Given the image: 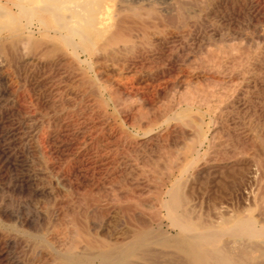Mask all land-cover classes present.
<instances>
[{
	"label": "rangeland",
	"instance_id": "obj_1",
	"mask_svg": "<svg viewBox=\"0 0 264 264\" xmlns=\"http://www.w3.org/2000/svg\"><path fill=\"white\" fill-rule=\"evenodd\" d=\"M245 7L246 4H243L241 0H229V3L224 7L214 8L210 12L206 10L201 13L199 11H180L176 15L178 21L176 24L178 25H175L177 28L169 26L158 35H164L169 39L171 35L169 32H175L174 44L178 45L181 41L182 44H185L184 56L179 54V57L183 56L182 58H187V60L175 62L177 64L175 76L178 80L182 78L189 81L190 91L198 98L203 97L205 102L193 107H186L184 103H181L175 109L174 120L165 122V118H161L153 127L168 128V126L171 127L175 123L181 122L180 124L189 129L187 135L184 136L181 133L179 135L177 131H171V134L163 135L159 140L154 141L151 147H142L135 151L126 150L123 152L121 148L116 149L113 146L110 155L108 154L112 155V158L107 156L116 163L113 162L114 165L112 163L107 170L99 172L100 168L93 170L88 167L90 158L99 159L97 155L100 149L106 150V143L96 141L98 134L89 130L87 124L81 123L68 127L66 132H59L58 141L55 144L57 153L53 155L57 158L52 157L51 161L56 165H61L68 178L72 182L74 181L73 183L78 189L77 192L90 195L89 198L94 200L95 212L88 206L87 198L81 197L78 193L77 195L69 185L56 186L55 179H51L53 177L48 174V169L41 165V156L38 152L36 155L34 151L26 154V160L22 163L21 158L14 154L15 148L10 144L11 141L5 134V130L16 127L21 121L18 111L19 104H22L30 115L28 117L30 129L24 131L25 143L28 140L27 136L32 133L44 134L47 121L61 116L65 112L64 110L77 111L81 105H89L91 98L85 90L84 93H76V98L71 94L66 95L73 101L68 107L39 111L33 102L34 92L22 79L24 71L14 65L6 68L8 88L11 92L13 91V94L12 96L0 94V178L3 181L11 179L14 182L17 177L29 175L38 180V191L41 190L34 194L31 193L28 186H24L21 192L0 191V203L8 204L11 208L16 207L18 203L20 207H23H21L23 213L39 212L46 220L43 222L44 225H38L37 228L35 226V231H29L31 236L23 246L13 249V256L19 260L20 264L42 263L43 260L38 256L32 258L33 249L39 248V244H42L36 238L41 234V230L52 234L60 233L65 228L83 232L87 230L85 224H89L88 221L92 216L97 217V219L94 218V221L97 232H99L97 236L93 237L87 230L88 233L85 235L87 240L93 241L97 245L103 241L106 248L117 250L126 248L131 239H122L127 238L124 236V230L128 226L126 214H123L125 205L133 206L136 223L148 225L150 241L158 239V243H151L148 248L150 252L147 251L142 258L132 256L133 261L130 264H264V42L258 38L264 34V17L260 20L249 17ZM18 14L22 19H30L29 14H25L23 11H19ZM30 21L35 23L34 19ZM149 38L150 36L146 35L138 40L142 41L146 49L156 57L159 55V49L148 44ZM208 41L214 44L206 45ZM206 48L209 50L206 51ZM65 52V57L68 60L74 58V53L70 48ZM114 54L120 55V52L115 50ZM80 59H83L82 55H80ZM190 62L192 63L190 64ZM27 63L25 73L31 74L35 71V66L30 59ZM76 64L89 79L94 81V77L87 67L90 64V59ZM45 68L40 70L41 78L54 76L53 79H49V85L64 90L75 87V84L71 82L73 74L65 68H61L60 65H52L49 70L48 67ZM161 83L159 87L165 84ZM80 87L78 85V90ZM97 87L100 90L101 105L110 117V123L115 121L116 125L118 124L122 130L128 133L132 141H137L139 137L133 134L132 129L130 131L123 125L122 118L112 106L106 91L100 86ZM153 94L154 90L150 89L148 92L150 99H153ZM171 94L154 98L152 111L159 113L168 105H172L171 102L175 103L177 96L173 92ZM65 121L72 124L76 122L74 117L70 121L68 119ZM189 124L191 127H188ZM72 129L78 130L77 136L70 135ZM52 134L55 135L56 132ZM251 140L255 141L253 145ZM190 144L199 150L200 155L194 160L195 163L193 162V165L187 169V174L182 181L169 191L173 179L180 174V169H183L177 167L176 161H180L179 158L186 154ZM42 145L43 149L47 146L46 144ZM44 150H48V147ZM191 157L188 156L187 159L190 160ZM207 158H210L208 163L206 162ZM74 159L78 160L77 163ZM24 163L29 164L30 168L33 166V168L30 171L27 170ZM80 164L83 167H80ZM99 165L100 163L95 164L96 167ZM50 179L51 181H49ZM59 187L60 189H58ZM163 200H170V203L162 208ZM107 210L109 211L107 212ZM57 213H60V217L63 216L61 221H56ZM145 213L150 217L154 216L157 222H153ZM52 216L55 219H51ZM99 216L102 218L104 216V222L99 219ZM171 217L180 223L183 222L182 224L191 228L192 232L209 230L214 237L210 235V238L207 239L191 240L182 231L177 230V227L170 225ZM238 219L246 221L245 223L242 221L243 225L246 224L247 231L253 232V235L249 236L250 238L231 233L233 229L235 230ZM215 236H218V239ZM106 237L108 238L106 239ZM116 241L119 244L115 247L111 246ZM93 250L96 252L98 248ZM43 251L46 250L43 249ZM52 256L54 257L53 261L42 264L68 263L64 257L58 254ZM2 259L0 264H5Z\"/></svg>",
	"mask_w": 264,
	"mask_h": 264
},
{
	"label": "bare ground",
	"instance_id": "obj_2",
	"mask_svg": "<svg viewBox=\"0 0 264 264\" xmlns=\"http://www.w3.org/2000/svg\"><path fill=\"white\" fill-rule=\"evenodd\" d=\"M241 1L243 4H246L244 9L248 12L246 14L250 15L249 17L256 20H260L264 17V0ZM227 3H229V0H0V94H8L9 96H12L13 94V91L11 92L8 88L9 85L6 77V68L10 65H14L15 67H20L22 71H24L22 79L30 87V90L34 92L33 102L39 111L68 107L71 102H73L71 97H66V95L69 96V94L75 97L76 93L80 92L81 94V92L86 90L85 92H87V95L91 98L89 105H81V107H78L77 111L71 110L70 112L68 109L64 110L65 112L63 111L64 113H62L61 116H58L51 121H47V125L45 124L46 128L44 127L46 129L44 134H39L38 132L32 133L29 135L30 138L27 136L28 140L25 143L24 131L30 129L28 123V117L30 115L26 108L22 104H19L18 111L21 121L18 122L16 127L5 130L6 137L10 139V144L15 148L14 154L20 157L21 162L23 163L26 160V154L34 151L36 155V152H38L41 156L42 164H40L44 165L45 169H48V174L53 177L51 179H55L56 186L64 187L69 185L76 194L78 193L81 197L87 198L88 206L95 212L94 200L89 198L90 195L77 192L78 189L75 187V184L73 183L74 181L72 182L70 178H68V175L62 170L61 165H56L51 161L53 155L57 153L55 144L58 141L59 132H66L68 127L80 123L87 124L89 130L95 131L96 135L98 134L96 141L106 143V150L104 151L103 149H100L99 151L98 149L99 153L97 156L99 159L94 160L89 157L90 165L88 167L93 170L100 168L99 172L107 170L109 165L115 162L110 160L112 155L109 156L111 147L113 146L116 149L121 148L123 152L126 150L135 151L142 147H151L154 144V141L159 140L160 137L169 134L171 131H177L179 135L180 133L184 136L187 135L189 129L180 124L181 122L175 123L171 127L168 126V128L153 127L156 122L161 120V118H165V122L174 120L175 109L178 108L181 103H184V106L186 107H193L196 104L205 102V100L202 99L203 97L198 98L190 91L189 81L182 78L181 80H178L177 76H175V74H177V64L175 62L177 60L183 62L187 60V58H182L184 56L183 49L186 47L185 44H182V41L180 42L182 45H179L180 43H178V45L174 44V38L176 36L175 32H169V34H171L169 39L164 37V35H158L169 26L177 28L176 25L178 24L176 23L178 21L176 15H178V12L180 11H199L201 13L206 10L210 12V10L212 11L214 8L224 7ZM5 5L9 6L7 11ZM19 11L29 14L30 19H22L18 14ZM31 19H34V24L30 21ZM146 35L150 36L148 44L159 49L158 56L155 57L150 50L146 49L142 41L138 40V38H144ZM258 38L264 42V34L260 35ZM213 44L214 43L211 41L206 43V45ZM233 45L235 46V44ZM69 48L74 53V58L72 60H68L65 57V50ZM115 50L120 52V55L114 54ZM207 50L209 49L206 48V51ZM179 54L183 56L179 57ZM80 55L83 56L82 60L80 59ZM26 59H30L33 66H35V71L31 74L25 73V67L28 65V60ZM87 59H90V66L88 65L87 67H89V70L94 77V81L89 79L86 73L77 67L76 64L78 62L81 63L82 61H86ZM191 63L192 62H190V64ZM52 65H60L61 68L63 67L69 71V73H72L73 76L71 82L75 84V87H69L67 90H64L54 85H49V79H53L54 76L51 75L52 77L48 76L41 78V69L48 67L49 70V67ZM61 68H59L60 71ZM200 73L202 72L200 71ZM56 76L58 77V75ZM161 82H164L165 84H163L162 87H159L161 86ZM78 85L81 86L79 90ZM97 86L102 87L106 91L107 96L111 100L112 106L117 110L118 115L121 116L123 125L129 128L130 131L132 129L133 134L139 137L137 141H132L129 138L128 133L122 130L118 124L116 125L115 121H113L112 124L110 123V117L101 105L99 99L100 90ZM150 89L154 90L152 96L153 99L169 96L173 92L177 96L176 102L173 103L170 101L172 105L170 104L164 108L163 111L155 113L152 111L154 106V103H152L153 99H150L148 96ZM73 117L74 121H76L74 124L65 121V119L70 121ZM188 127H191L190 124ZM77 131V129H72L70 135L77 136ZM54 132H56L55 135L52 134ZM250 142L252 145L255 143L253 140ZM42 144H46L48 150H44L46 147L43 149ZM31 155L33 154L31 153ZM107 155L110 158H108ZM198 155H200L199 150L193 146V144H190L186 150V154L179 158L180 161H176V165H178L177 167L183 169H180V174L173 179L169 191L182 181L187 174V169L193 165V162L197 159ZM188 156H192L190 160L187 159ZM53 158L57 157L54 156ZM209 160L210 158H207L206 162L208 163ZM74 161L76 162L78 160L74 159ZM96 163H100L99 167L95 166ZM25 165L29 171L33 168V166L30 168L27 163H24V167ZM80 167L83 166L80 164ZM75 178L77 180V177ZM51 179L49 181H51ZM95 179L96 178L94 177V180ZM38 183V180L31 178L29 175H22L20 178L17 177L14 182L11 179L3 181L0 178V191L5 190L12 193H15L16 191L21 192L24 186H28L31 193L35 194L38 191ZM58 189H60V187ZM40 190L38 192H40ZM169 203L170 200H165L162 208ZM21 207L18 203L16 204V207L13 208L8 206V204L0 203V261L3 258L2 260H4L5 264H20L19 260L13 256V249L23 246L28 237L31 236L29 231L36 229L38 225H44L43 222L46 221L43 214L39 212H34L32 214L30 211L29 213H23V207ZM124 207L123 214H126L124 215L126 216V223L128 226L126 230H124V236L127 238L122 239H131L126 248L121 250L106 248V244L103 241L97 245L94 244L93 241L87 240L85 237L88 233L87 230L90 232L89 234L93 235V237L97 236L99 232H97V228L95 227L96 222L94 221V218L97 219V217L92 216L88 221L89 224H85L87 230H84L83 232L72 228L62 229V232L60 231V233L57 234L46 233V231L44 232L41 230V234L36 238L39 239L42 244H39V248L33 249L32 258L38 256L43 260L42 263H48L49 261L51 262V260H54V257L52 256L53 254H55V256L58 254L68 261L67 264H130L133 261L131 259L132 256L142 258L143 255L149 251L148 248H150L149 246L151 243H158V239L151 242L149 238L150 234L147 231L148 225L143 223L139 224L134 221L135 212L133 206L125 205ZM108 211L109 210H107V212ZM216 214L218 215V213ZM59 215L60 213H57L56 221H61L63 219V216L60 217ZM146 215L150 217L149 214ZM150 218L153 222H157L154 216H151ZM51 219L55 218L52 216ZM99 219L104 222V216ZM76 220L78 219L76 218ZM96 221L100 222L99 220ZM242 221L243 219L237 220L235 230L233 229L234 231L232 230L231 233L240 236H252L253 232L251 233L250 231H247V228H245L246 224L243 225L246 221H243L244 223ZM40 222L42 223L40 224ZM182 223L172 218V223L170 225L177 227V230L179 229L182 231V233L191 240L196 241L197 239H207L208 237L210 238V235H213L209 230L192 232L191 228ZM212 237H214V235ZM216 237L218 239V236H215V238ZM107 238L108 237H106V239ZM118 244L119 243L116 241L112 243L111 246L115 247ZM95 248H98V251L95 252L93 250ZM43 249L46 251H43Z\"/></svg>",
	"mask_w": 264,
	"mask_h": 264
},
{
	"label": "clouds",
	"instance_id": "obj_3",
	"mask_svg": "<svg viewBox=\"0 0 264 264\" xmlns=\"http://www.w3.org/2000/svg\"><path fill=\"white\" fill-rule=\"evenodd\" d=\"M8 7H9L8 5H5V9H6V11L8 10Z\"/></svg>",
	"mask_w": 264,
	"mask_h": 264
}]
</instances>
